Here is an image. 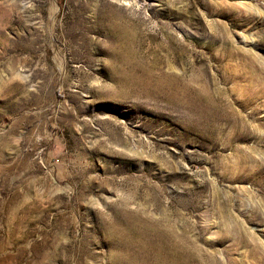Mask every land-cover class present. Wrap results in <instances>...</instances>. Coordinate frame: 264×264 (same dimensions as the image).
<instances>
[{
	"label": "rangeland",
	"instance_id": "374dc122",
	"mask_svg": "<svg viewBox=\"0 0 264 264\" xmlns=\"http://www.w3.org/2000/svg\"><path fill=\"white\" fill-rule=\"evenodd\" d=\"M0 264H264V0H0Z\"/></svg>",
	"mask_w": 264,
	"mask_h": 264
},
{
	"label": "bare ground",
	"instance_id": "6f19581e",
	"mask_svg": "<svg viewBox=\"0 0 264 264\" xmlns=\"http://www.w3.org/2000/svg\"><path fill=\"white\" fill-rule=\"evenodd\" d=\"M244 1H245V0H244ZM241 3H242V2H241ZM241 3H240V5H241ZM246 3H247V2H246ZM228 4H229V3H228ZM244 4H245V3H244ZM244 4H243L242 6H245ZM229 5H230V4H229ZM235 5H236V4H235ZM231 6H232V4H231ZM240 7H241V6H240ZM243 8H244V7H243ZM3 39H4V38H3Z\"/></svg>",
	"mask_w": 264,
	"mask_h": 264
}]
</instances>
